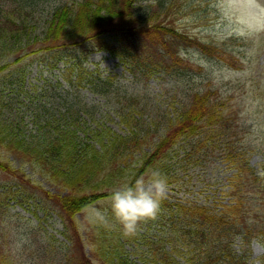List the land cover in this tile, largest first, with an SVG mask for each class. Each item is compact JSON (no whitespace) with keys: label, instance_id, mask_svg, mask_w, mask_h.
<instances>
[{"label":"trees","instance_id":"1","mask_svg":"<svg viewBox=\"0 0 264 264\" xmlns=\"http://www.w3.org/2000/svg\"><path fill=\"white\" fill-rule=\"evenodd\" d=\"M6 1L0 0V170L18 185L11 190L13 194L28 192L37 197L35 193H41L63 227L80 242L77 214L91 210L99 199L109 197L125 182L159 170L168 184L173 183L190 171V165H205L215 154L232 171V198L220 208L166 195L154 220L160 229L155 235L149 232V226L135 236H124L111 209H101L87 217L90 226L81 219L92 240V254L79 247L78 253L71 250L70 256L77 258L75 264H250L252 237H264V218L259 221L263 230L255 231L258 220L254 214L262 209L264 216V174L260 175L249 163V151L235 123L230 97L222 96L211 79L197 82L180 68L173 72L174 77L168 72L169 56L177 64L185 60L179 56V49L193 47L210 59L216 50H227L225 40L217 44L176 28L170 21L190 4L184 6L179 0H76L50 7L46 5L48 0ZM8 7L12 11L14 7L28 9L27 17L19 15L18 22L4 18L3 10ZM29 16L30 22L25 20ZM32 16L39 17L41 26L34 23ZM32 25L42 29L35 35L40 43L36 49L30 42L32 35L25 30ZM118 32V41L114 42L111 34ZM177 42L183 44L176 47ZM86 43L91 45L85 48ZM23 46L29 51L21 52ZM57 50H65L64 58L59 55L56 59L68 63L64 71L66 86L59 80L55 84L60 86V108L45 107L41 114L37 109L46 102L25 101L32 87L24 67L18 63L30 52ZM91 50L108 51L135 74H168L174 80V94L178 95L176 114L156 120L150 112L140 109L142 99L132 96L139 107L119 111L128 128L125 133L94 118L89 108L96 105L77 103V95L83 87L105 95L111 90V78L84 66ZM12 53L15 58L6 61ZM48 86L54 84L50 82ZM24 106L33 111L32 127L27 125ZM85 115H92V119ZM153 130L157 140L152 139ZM148 143L152 145L146 149ZM10 154L29 162L64 193L46 190L29 176L24 179V168L14 166L8 158ZM261 165L264 172V161ZM237 239L241 250L234 247ZM132 253H138L140 258L134 259ZM0 264H15L3 239ZM259 264H264V253L259 256Z\"/></svg>","mask_w":264,"mask_h":264},{"label":"rangeland","instance_id":"2","mask_svg":"<svg viewBox=\"0 0 264 264\" xmlns=\"http://www.w3.org/2000/svg\"><path fill=\"white\" fill-rule=\"evenodd\" d=\"M4 1L8 3V1ZM62 1L76 0H48L46 5L50 7L51 4ZM179 1H182L184 6L190 4L182 9L183 14L178 16L176 14V19L170 22L184 33L201 40H213L217 44L225 40L224 44L227 50H216L214 57L208 59L206 53L202 52V55L193 47L179 49L177 51L179 56L185 60L177 64L172 62L174 59L169 56L167 60L168 72H171L174 77L173 72L180 68L179 71L192 74V80L197 82H206L207 79H211L222 96L230 97L231 107L236 118L235 123L238 128L240 127L243 140L249 151V163L256 172L263 175L261 163L264 161V0ZM13 9L14 11L11 7L4 9V18H11L18 22L19 15L27 17L28 9L19 7ZM32 17L34 23L41 26L42 21L39 17ZM25 20L30 22L31 16ZM25 30L32 35L30 42L33 44L32 48L36 49L40 43L37 42L39 39L35 35L39 34L42 29L32 25L30 28L26 27ZM119 34L120 32L116 35L111 34V39L117 42L119 37L116 36ZM125 34L127 32H124ZM231 35L233 37H230ZM182 44L183 42H177L175 46ZM90 45L91 43H86L85 48ZM22 49L21 52L29 51L30 48L24 49L23 46ZM17 53L19 52L17 51ZM59 55L64 58L65 50L34 51L18 63L24 67L28 84H31L32 87L30 98L25 101L31 102L32 100L37 104L46 102L37 109L41 114L44 113L45 107L48 110L59 107L58 102L62 97L59 98L57 91L60 90V86H55L56 82L58 83L59 80L63 86H66L64 71L68 63L63 59L57 60L56 57ZM14 58L15 54L12 53L8 55L6 61H12ZM55 63L56 65L53 67ZM84 66L110 77L111 90L105 95H100L83 87L80 89V94L77 95V103L87 102L90 104L93 102L96 106L89 108L90 111H94L93 117H99V121L119 133H125L128 129L125 121L121 120L119 111L136 106L131 100L132 96L140 97L142 99L140 109L150 112L156 120L161 119L164 115L173 116L178 110L179 102L177 101L178 95L174 94V80L164 71H153L147 77L143 71L140 74H135L125 62L118 60L117 56L111 55L106 50L89 51ZM50 82L55 87H49ZM45 86H47V92H44ZM52 103L54 104L52 105ZM138 107L139 105L136 106V109ZM23 108L26 110L27 125L34 126L33 111L27 106ZM88 116L91 120L92 115ZM88 116L85 115V117ZM152 139L157 140L156 132ZM151 145L148 143L145 148L149 149ZM8 158L14 166L24 168L27 175L24 179L29 176L28 179L40 184L46 190L64 193L59 189V186L52 185L29 162H22L23 159L20 160L13 154H10ZM231 173V169L222 157L215 154L207 159L205 165H190V171L182 173L176 181L168 184L166 195H170V199L189 198L220 208L221 204L228 203L232 198L229 193ZM150 174L145 176L148 177ZM145 176L143 178L146 179ZM2 184L6 186H2ZM16 186L18 185L15 180L0 170V212L3 210L0 215V240L3 239L5 242L15 264H75L77 258L70 256L71 250L78 253L79 247L87 254L92 252V240L87 233L88 228L85 229L80 221L84 218L87 225V217L97 214L101 209H111L109 197L99 199L96 206L84 214H77L78 232L81 234L80 242H78L77 237L63 227L60 217L41 193L36 192L37 197L30 196L28 192H22L21 195L13 194L11 190ZM8 187L11 189L7 190ZM254 214L258 220V227L255 231H260L262 228L259 227V221L264 218L261 215L262 209L256 210ZM87 226H90V223ZM147 227H149V232L154 235L160 230L154 220L141 224L140 230ZM64 229L71 235V238L66 235ZM234 244L236 249L241 250L238 239ZM249 250V263L259 264V256L264 253L262 234L252 237ZM140 252L141 250H138V253ZM138 253H132L134 259L140 258Z\"/></svg>","mask_w":264,"mask_h":264},{"label":"clouds","instance_id":"3","mask_svg":"<svg viewBox=\"0 0 264 264\" xmlns=\"http://www.w3.org/2000/svg\"><path fill=\"white\" fill-rule=\"evenodd\" d=\"M167 190L166 176L153 170L146 179L125 182L111 191V211L124 236H135L141 224L157 218Z\"/></svg>","mask_w":264,"mask_h":264}]
</instances>
